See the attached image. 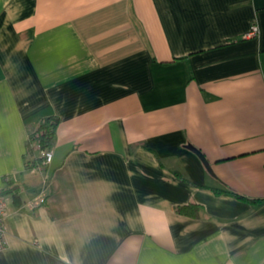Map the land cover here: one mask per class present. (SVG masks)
Masks as SVG:
<instances>
[{"label":"crops","instance_id":"0c3cea01","mask_svg":"<svg viewBox=\"0 0 264 264\" xmlns=\"http://www.w3.org/2000/svg\"><path fill=\"white\" fill-rule=\"evenodd\" d=\"M0 194V264H264V0H0Z\"/></svg>","mask_w":264,"mask_h":264},{"label":"trees","instance_id":"16d2710c","mask_svg":"<svg viewBox=\"0 0 264 264\" xmlns=\"http://www.w3.org/2000/svg\"><path fill=\"white\" fill-rule=\"evenodd\" d=\"M58 118L54 115H49L42 118L36 128L29 134L28 148L37 145L40 150L49 149L54 141L56 125ZM41 160V155L38 161ZM37 163V162H36ZM34 163V164H36ZM226 192H229L226 190ZM194 204L183 205L178 207V211L185 214L195 215L197 209Z\"/></svg>","mask_w":264,"mask_h":264},{"label":"built area","instance_id":"2783aa9c","mask_svg":"<svg viewBox=\"0 0 264 264\" xmlns=\"http://www.w3.org/2000/svg\"><path fill=\"white\" fill-rule=\"evenodd\" d=\"M257 25H251L249 31L247 32V36H252L257 33ZM52 151L51 149L41 150V160L38 161L33 167L32 170H41L46 164L51 161ZM43 199L41 198L40 201ZM7 214V200L3 194H0V250L4 248L7 244L5 237V228H4V220Z\"/></svg>","mask_w":264,"mask_h":264},{"label":"water","instance_id":"95a60500","mask_svg":"<svg viewBox=\"0 0 264 264\" xmlns=\"http://www.w3.org/2000/svg\"><path fill=\"white\" fill-rule=\"evenodd\" d=\"M186 146H187V148L191 149L194 153H196V155L201 159V161L204 164V166L206 167V169L209 172H211L210 164L207 161V159L205 158V156L201 153V151L197 147L193 146L192 144H187Z\"/></svg>","mask_w":264,"mask_h":264}]
</instances>
